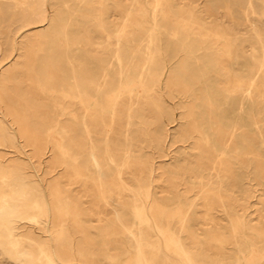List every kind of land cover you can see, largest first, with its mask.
Masks as SVG:
<instances>
[{
	"label": "bare ground",
	"instance_id": "6f19581e",
	"mask_svg": "<svg viewBox=\"0 0 264 264\" xmlns=\"http://www.w3.org/2000/svg\"><path fill=\"white\" fill-rule=\"evenodd\" d=\"M198 1L0 0V62L47 25L0 84V158L50 153L63 180L48 200L0 160L12 264H95L71 225L127 238L112 264H264V222L236 204L244 176L264 182V0Z\"/></svg>",
	"mask_w": 264,
	"mask_h": 264
},
{
	"label": "rangeland",
	"instance_id": "374dc122",
	"mask_svg": "<svg viewBox=\"0 0 264 264\" xmlns=\"http://www.w3.org/2000/svg\"><path fill=\"white\" fill-rule=\"evenodd\" d=\"M198 2L201 6H203L205 5L206 0H199ZM47 10L49 11L48 5ZM148 15L150 16V11H148ZM214 18H217V20L223 25L228 24L227 19L222 13V9L215 12ZM13 27L14 26L11 28L13 29ZM46 28V24L30 26L20 30L14 35V50L10 56L0 62V84H2L4 79L6 82L5 84L8 86L11 83L18 81L17 73L21 71L25 61V57L23 56L24 48L29 42L34 41V39L37 40L38 35H43ZM92 32L94 37H98V34L94 30ZM47 107L48 109L50 108L49 105ZM176 114H178L177 111ZM175 129H177V126L171 127V131H174ZM17 144L18 147L21 145L20 140L17 141ZM28 149V147L24 149H8V153L0 158V160H6V162L22 166L23 171L31 175V178L36 182L38 181L44 188L46 198L49 200L51 199L52 193L55 191L58 193L63 188L61 168L58 165L59 160L57 157L50 155V153H46L38 157L29 156V151H26ZM241 184L243 189L237 193L238 200L236 202V204H239V213L243 216V218H245V220H249L251 224L264 222V182L260 179H254L253 175H251L250 178H246V176H244ZM74 186L75 185L72 186L73 189L75 188ZM215 215L218 219L222 221L224 220V222L226 221L225 216L221 213H217ZM85 224L87 225V223ZM244 233L248 234L247 231H244ZM69 237L73 249L75 251H81L86 259L93 260L95 264H112L107 260L108 255H117L119 258H123L124 255L122 251L118 249L116 245L119 242L123 244H130V241L123 237H102L96 233L82 235L76 231L75 227L72 225L69 228ZM0 264L12 263L7 256L0 253Z\"/></svg>",
	"mask_w": 264,
	"mask_h": 264
}]
</instances>
